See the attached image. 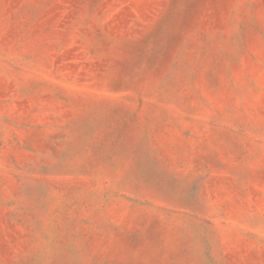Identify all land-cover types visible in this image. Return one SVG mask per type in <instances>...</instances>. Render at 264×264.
I'll use <instances>...</instances> for the list:
<instances>
[{
  "label": "rangeland",
  "instance_id": "rangeland-1",
  "mask_svg": "<svg viewBox=\"0 0 264 264\" xmlns=\"http://www.w3.org/2000/svg\"><path fill=\"white\" fill-rule=\"evenodd\" d=\"M0 264H264V0H0Z\"/></svg>",
  "mask_w": 264,
  "mask_h": 264
}]
</instances>
